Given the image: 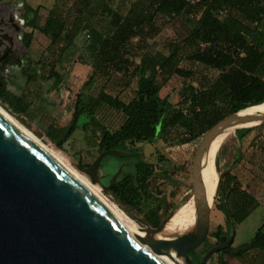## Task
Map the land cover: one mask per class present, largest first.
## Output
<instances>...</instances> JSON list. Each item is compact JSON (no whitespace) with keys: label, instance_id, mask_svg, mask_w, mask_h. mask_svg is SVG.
Wrapping results in <instances>:
<instances>
[{"label":"trees","instance_id":"obj_1","mask_svg":"<svg viewBox=\"0 0 264 264\" xmlns=\"http://www.w3.org/2000/svg\"><path fill=\"white\" fill-rule=\"evenodd\" d=\"M62 4L63 0H56L43 23L39 24L37 9L24 3L28 29L22 35L26 47L36 32L48 40L47 56L36 62L48 66L44 82L51 85L46 92L63 82L64 73L77 58L90 67V73L76 95L70 120L48 132L58 145L70 143L80 135L79 141L92 160L109 149L140 152L145 144L165 140L170 130L176 131L179 144L189 143L201 139L208 129L230 114L262 102L256 112L264 108V0H135L124 13L108 0H73L72 8L67 9ZM71 12L75 13L72 23L82 24L78 28L82 30L79 42L70 31ZM95 13L94 20L82 19L86 14L92 17ZM182 14L193 18L192 26L186 28L184 34L164 42L162 50L134 49L132 38L146 41L147 28L157 17L169 19ZM183 62L199 64L215 74L210 76L186 68ZM18 69L24 77L19 93L7 88L5 69L0 65V103L14 113L28 109V90L34 97H41L42 92L31 65L23 64ZM116 75L126 86L136 82L135 95L127 102L106 91ZM175 77L182 85L177 101L172 102L169 96L162 97L160 93ZM99 84L98 92L91 94ZM103 108L122 116L117 127L101 117L99 110ZM254 127L256 125L234 129L239 142L236 162L242 157V138ZM259 140L262 136L252 151L260 147L264 154V143ZM83 152L82 149L78 155ZM156 156L154 166L139 156L118 157V161H127V164L110 190L112 199L127 214L132 215L133 211L140 216L141 223L152 227L159 224L162 209L158 196L166 195L162 185L179 184L175 177L177 165L174 163L170 170L159 168L167 158L161 152H156ZM254 163V159L248 160L245 168L254 170ZM81 164L84 167L90 165ZM261 172L264 176V168ZM215 191L220 194L221 201L216 207L225 213L226 229L217 225L214 232L207 234L192 252L195 263H199L211 247L226 242L233 231L235 236V226L261 204L229 170L220 173ZM167 198L169 209L174 211L175 204ZM188 228L187 215L180 216L173 236ZM221 254L240 259L252 254L257 261L262 260L264 220L250 239L236 245L232 239L229 247L212 253L206 262L217 255V264H227Z\"/></svg>","mask_w":264,"mask_h":264},{"label":"water","instance_id":"obj_2","mask_svg":"<svg viewBox=\"0 0 264 264\" xmlns=\"http://www.w3.org/2000/svg\"><path fill=\"white\" fill-rule=\"evenodd\" d=\"M236 122L249 124L240 127L263 124L264 113H233L204 133L191 170L195 222L181 241H157L164 248L179 244L178 255L185 264H195L188 253L203 242L210 225L211 206L202 184L201 160L214 137ZM134 154L143 158L140 153L109 149L85 167L79 156L77 167L86 173L92 169L106 192L121 167L104 185L99 173L103 158ZM158 199L162 202L159 224L144 225L152 232L161 231L173 214L167 215L166 197ZM233 235L234 231L226 242L211 247L198 264H207L212 253L229 247ZM0 264L175 263L0 112Z\"/></svg>","mask_w":264,"mask_h":264},{"label":"rangeland","instance_id":"obj_3","mask_svg":"<svg viewBox=\"0 0 264 264\" xmlns=\"http://www.w3.org/2000/svg\"><path fill=\"white\" fill-rule=\"evenodd\" d=\"M20 1L21 0H18L16 2L19 3ZM63 1L64 4L62 5L65 9H67V7L72 8L71 6L73 0ZM108 1L113 7L118 8L124 13L130 4L135 0ZM55 2L56 0H24L25 5L37 9V22L39 24L43 23L45 17L48 15ZM24 3H22L23 5L19 10V16L24 19L23 32L28 29L26 26V11L24 9ZM96 14L97 13H95L92 17H88L89 14H86L82 19L84 20L87 18L89 21L94 20ZM74 15L75 13H70V31L75 40L79 42L82 37V30H79L78 28H80L82 24L78 22L72 23L74 20ZM192 24L193 18L187 14H182L169 19L157 17L154 20L153 25L147 28L145 34L146 41H140L139 38L134 37L131 40V44L136 51L140 49L142 50L145 47L150 48L152 51L162 50V45L164 42L184 34L186 28L191 27ZM47 45L48 40L42 34L36 32L34 39L29 46L26 47L24 42L21 40L18 49H16L19 55L23 58L24 65H31V72L36 76V84L42 90L41 97H34V95L31 94V90H28L27 100L29 99L30 105L25 112L14 113L1 103L0 106L31 133H33L38 139H40L63 161H65L68 166L78 171L81 175L94 184L90 176L77 167L79 160L78 154L81 153L82 149L84 152L83 155H80L81 161L85 164H91L93 161L91 154L86 152V147L79 141L78 137H80V135L74 137L70 143L65 142L63 145H58V143H56V141L48 135V132L57 127L65 125L70 120L76 95L81 90V86L84 81L87 79L90 73V67L82 63L81 59L77 58L72 64L69 65L68 70L64 73L63 82L57 88H53L49 92H46V88L50 87L51 85V83L48 84L44 82L49 69L47 68L48 66L46 64L39 65L36 62L38 59L42 57L45 58L47 56V52H45ZM15 64L16 66L5 69L4 74L8 80L7 88L12 91L15 90L17 93H19L23 86L22 84L24 82V77L18 69L21 66L20 63L16 61ZM182 65L186 68L200 70L209 74L210 76L215 74L214 71L204 69L199 64L183 62ZM60 72L62 71L60 70ZM181 85V80L178 77L172 78L170 82L162 88L160 94L162 97L169 96V99L172 102H176L179 96L178 90ZM99 88L100 84L92 89L91 94H96ZM135 90V81H132L128 86H126L119 79L118 75H116L106 87L107 92L117 96L124 102L129 101L135 95ZM258 113H264V108L260 109ZM99 114L113 127H117L122 121V116L119 113L108 108L100 109ZM252 132L254 134H258V136L264 137V123L262 125H256V127L252 129ZM177 140L176 131L170 130L165 140H157L155 143L147 144L143 147L144 151L149 157H151L152 154L156 152H161L166 156L167 160L162 162L159 168L170 170L172 169L174 163L177 165L178 170L175 173V177L179 181L178 186H170L168 183L162 185V187L166 190V195L170 198L169 200L175 204L174 211L187 206L193 195V189L191 187V170L194 154L200 142V138L184 144H179ZM244 142L247 144L246 140ZM259 142L264 143V140H259ZM238 144L239 142L235 137L233 130L223 139L220 145L221 147L218 149L219 151L217 153V159H215L212 164L210 163V165L206 166L201 171L203 180L207 173L215 169L217 163L216 171L218 173V179L221 172L229 170L231 173L236 174L241 180L243 187L254 193L261 202V204L255 210H253L252 213L242 223L235 226L233 245L250 239L257 227L264 220V176L261 172V168H264V154L260 150V147H258L259 149L257 151H252V149L256 148L251 147V145H248V147L244 150L245 144H243L244 147H242V157L238 162H236L235 160L238 154ZM250 159H254L255 161L253 164V171L250 170V168H245V163ZM102 162L103 166L99 168V171L103 169L107 173L112 172L116 164H119L117 163L118 159L111 156L104 158ZM101 181L104 185L110 183V179L105 181L101 179ZM215 184L216 183H214L211 191L207 195L209 203L212 204L210 210V225L208 235L216 230L217 225H221L224 229H226L225 213L218 210L216 207V205L221 201L220 194L215 192V197L213 200ZM100 191L107 199L117 205L118 208L140 228L141 226L144 227L145 224L140 222V216L138 214L134 213L133 211L132 215L127 214L118 205V203L112 199V197L106 194L105 191H103L101 188ZM187 218L188 225L190 227L195 220V210L188 213ZM157 235L158 233L150 236L157 240H163V235L160 237ZM210 240L213 241V238L210 237ZM220 256L227 262V264H264V258L260 261H257L252 254L245 259L236 258L228 254H221ZM217 259L218 258L216 255L210 262L208 261L207 264H217Z\"/></svg>","mask_w":264,"mask_h":264},{"label":"bare ground","instance_id":"obj_4","mask_svg":"<svg viewBox=\"0 0 264 264\" xmlns=\"http://www.w3.org/2000/svg\"><path fill=\"white\" fill-rule=\"evenodd\" d=\"M262 103L255 104V105H252V106H250V107H248V108H246L244 110H241L238 114H240V116H245V115H248V114L258 113V112H256V109ZM0 112L4 116H6L12 123H14L20 130H22L26 135H28L33 141H35L39 146H41L45 151H47L52 157H54L58 162H60L65 168H67L74 176H76L82 183H84L90 190H92L99 198H101L107 205H109L115 212H117L124 220H126L132 227H134L140 234H142L148 241H150L156 248H158L164 255H166L173 263H175V264H185V262L182 259V257L180 255H178L179 252H180L179 244H177L175 246H172V247H169V248H164V247H162L161 245H159L157 243V241H158L157 239L151 237L150 235H155L156 233H158V235H157L158 237L163 235V240H173V238H174V240L179 242L180 237L184 236V234L189 232L191 230L193 224H194L193 223L190 227L188 225L189 228L187 230L182 231V232L176 234L175 236H173V231H174V227L176 225L177 219L180 216L187 215L188 213H190V212L195 210L193 195H192V197H191V199L189 201V204L187 206L179 208V209H177L176 211L173 212V214L168 219V221L166 222L164 228L161 231L152 232V231H150V230H148V229H146V228H144L142 226L140 228L135 222H133L130 218H128L118 208L117 205H115L112 201L107 199L101 193V191H100L101 186L98 183V181L96 179V176L94 174V171L92 169H90L87 172V174L94 179V181H93L94 184L92 182H90L87 178H85L83 175H81L78 171H76L75 169H73L70 166H68L65 163V161H63L57 154H55L52 150H50L49 147H47L33 133H31L27 128H25L21 123H19L15 118H13L1 106H0ZM244 124H246V123H244V122H236L234 125L227 127L225 130H223L222 133H220V134H218L217 136L214 137V139L210 143L209 148L207 149V151L205 152V154L203 156V160H202V163H201V171H202V169H204L206 166L210 165V163H211L210 157L208 155H209V152L212 149L213 144L215 143V141H217L218 139H220L222 137H226L235 128H238V127H240V126H242ZM201 178H202V174H201ZM217 182H218V173H217L216 167H215V169H213L211 172L207 173L205 178L202 180V184L204 186V189H205L207 195L211 191L214 183H216L215 184V190H216ZM215 192L216 191H214V194H213V200H214V197H215ZM209 204H210V206H212L211 203H209Z\"/></svg>","mask_w":264,"mask_h":264},{"label":"flooded vegetation","instance_id":"obj_5","mask_svg":"<svg viewBox=\"0 0 264 264\" xmlns=\"http://www.w3.org/2000/svg\"><path fill=\"white\" fill-rule=\"evenodd\" d=\"M16 1H18V0H0V57L2 56V58L0 59V65L4 69H8L9 67L16 66V64H15L16 61L19 62L21 66L24 64L23 58L19 55V53L16 50L19 47L20 41L22 40V35L24 33L23 32L24 19L19 16L20 15L19 10H20L21 6L23 5L22 4L23 2L20 1L18 3ZM145 145H147V144H145ZM134 153L142 154L143 158H141V159L146 161V162L151 163L153 166L157 163L156 153H153L152 156L149 157L143 148H142V151H140V152L134 151ZM108 156H111L113 158H118V156H112V155H107L106 157H108ZM132 156L138 157L137 154H134ZM106 157H104V158H106ZM127 157H130V156H127ZM101 163H102L101 166H103V162H101ZM117 163H119V164H116L115 168L110 173L105 172L103 169H101L99 171L102 180L105 181V180L111 179L110 177L113 176V174L118 170L119 167H121V170H122L123 166L125 164H127V161H118ZM120 172H119V174H120ZM119 174L117 175L116 180H117ZM116 180H115V182H116ZM115 182L109 188V190L106 191V194H108L110 197H112L110 190L115 185ZM106 185H108V184H106ZM161 196H158V197H161ZM164 196L166 197V200L168 202L167 196L166 195H164ZM171 212H173V211H171L169 209V204H168L167 215ZM233 237H234V235H233ZM233 240H234V238H233ZM192 252L193 251H191L189 253V257L191 258L192 261H194L195 256L193 255ZM195 264H198V263H195Z\"/></svg>","mask_w":264,"mask_h":264},{"label":"crops","instance_id":"obj_6","mask_svg":"<svg viewBox=\"0 0 264 264\" xmlns=\"http://www.w3.org/2000/svg\"><path fill=\"white\" fill-rule=\"evenodd\" d=\"M225 137H222V138H220V139H218L217 141H215V143L213 144V147H212V149L210 150V152H209V157H210V161H211V164L213 163V161H215V159H216V156H217V153H218V149H219V147H220V145H221V143H222V141H223V139H224ZM264 137L262 136V139H263ZM259 139V136H258V134H254L252 131L251 132H249V133H247L246 134V136H244L243 138H242V140H241V145H242V147H244V145L243 144H245V140L247 141V144H245V147H244V150L248 147V145H251V147H256V146H254V144L256 143V142H258L257 140ZM239 146V145H238ZM237 146V147H238ZM252 150H254V149H252Z\"/></svg>","mask_w":264,"mask_h":264}]
</instances>
